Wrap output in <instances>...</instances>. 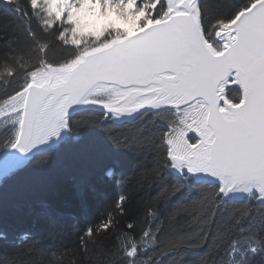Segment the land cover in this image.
Returning <instances> with one entry per match:
<instances>
[{
  "label": "snow or ice",
  "instance_id": "obj_1",
  "mask_svg": "<svg viewBox=\"0 0 264 264\" xmlns=\"http://www.w3.org/2000/svg\"><path fill=\"white\" fill-rule=\"evenodd\" d=\"M5 157L0 264H264V0H0Z\"/></svg>",
  "mask_w": 264,
  "mask_h": 264
},
{
  "label": "trees",
  "instance_id": "obj_2",
  "mask_svg": "<svg viewBox=\"0 0 264 264\" xmlns=\"http://www.w3.org/2000/svg\"><path fill=\"white\" fill-rule=\"evenodd\" d=\"M43 180V177L32 171H22L0 187V223L16 230L29 227L30 222L25 216L26 207L39 195L37 189Z\"/></svg>",
  "mask_w": 264,
  "mask_h": 264
},
{
  "label": "water",
  "instance_id": "obj_3",
  "mask_svg": "<svg viewBox=\"0 0 264 264\" xmlns=\"http://www.w3.org/2000/svg\"><path fill=\"white\" fill-rule=\"evenodd\" d=\"M20 162H22V161L19 157H13L11 159L5 157L3 160L0 161V163H3L5 165V167H8L12 164L20 163Z\"/></svg>",
  "mask_w": 264,
  "mask_h": 264
},
{
  "label": "rangeland",
  "instance_id": "obj_4",
  "mask_svg": "<svg viewBox=\"0 0 264 264\" xmlns=\"http://www.w3.org/2000/svg\"><path fill=\"white\" fill-rule=\"evenodd\" d=\"M1 161V160H0Z\"/></svg>",
  "mask_w": 264,
  "mask_h": 264
}]
</instances>
